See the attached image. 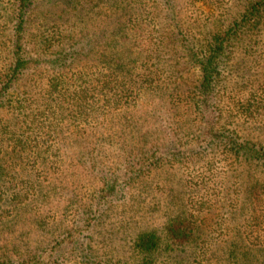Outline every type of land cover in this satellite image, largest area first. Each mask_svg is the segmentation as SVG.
Wrapping results in <instances>:
<instances>
[{"label":"rangeland","instance_id":"1","mask_svg":"<svg viewBox=\"0 0 264 264\" xmlns=\"http://www.w3.org/2000/svg\"><path fill=\"white\" fill-rule=\"evenodd\" d=\"M30 1L21 54L34 60L11 95L28 90L26 104L42 108L56 74L48 59L66 46L79 50L60 70L69 94L71 77L94 85L114 72L120 101L82 133L60 124L50 149L47 126L0 120V264H264V167L223 150L230 135L264 146V20L203 98L192 47L240 16L245 0ZM15 6L0 0V62L11 54ZM159 34L171 36L167 53ZM242 99L258 103L251 115ZM1 117L11 118L6 107ZM19 138L26 151L10 160ZM14 191L28 196L11 204ZM187 212L200 235L182 245L164 227ZM151 230L160 244L147 252L136 240Z\"/></svg>","mask_w":264,"mask_h":264},{"label":"trees","instance_id":"2","mask_svg":"<svg viewBox=\"0 0 264 264\" xmlns=\"http://www.w3.org/2000/svg\"><path fill=\"white\" fill-rule=\"evenodd\" d=\"M245 1L240 16L236 17L228 26H225V29L217 30L211 36L205 37L201 42L202 48L199 46L197 48L192 47L196 64L199 65L201 70L200 79L194 87L197 88V92L203 98L209 96L216 85H222L226 72L232 66L237 46L241 45V43L243 44L247 36L258 29L264 20V0ZM30 3V0H15V10L19 11L17 24L13 32V46L11 54H8L0 62V109L6 107V110H9L11 113V118L5 119L1 117L0 120L3 121L2 126L9 125L11 122L17 124L28 123L35 126V128L47 126L49 139H45V141L48 140L49 142L55 136V133L59 131L58 126L60 124L65 123L68 128L73 127L72 132L82 133L90 126H93L107 108L114 110L118 107L120 98L117 94V87L114 88V84L120 80H117L114 72L105 74V77L94 85L87 77H71L69 84L74 86L75 92L69 94L70 87L67 84L66 76L61 74L60 70L67 65L70 67L76 61L74 57H77L79 50L70 51L66 46H60L61 48L53 51L48 59L50 69L55 70L56 74H52L47 79V85L42 92V102L39 104L42 105V108H32L30 104H26L27 100L33 98V95L28 90L20 91L16 98L13 97L11 91L16 89L23 79L22 76L25 74L29 63L34 60L32 56L25 57L21 54V50L25 49L22 38L26 31V18L23 12L30 7ZM29 16L30 12L27 17ZM158 37L159 47L163 46L164 52L167 53L171 36L159 34ZM47 39H50L52 42L53 40H58L61 44L65 43V40L56 39L52 36ZM243 46L245 49L250 47L248 45ZM111 89H115L113 93L110 92ZM232 98L236 97L232 96ZM190 99H192L195 105H198L201 101H198L194 95ZM242 101L241 108L244 115H251L254 109H257L258 103L252 106L248 101L246 102L244 99ZM28 108L31 110L26 112ZM19 144L21 146L18 148ZM224 145L223 150L227 154H231L232 157L244 158L243 160L248 164L252 163L264 167V146L251 144L250 142H240L234 135L227 136L224 140ZM7 147L12 146L7 145ZM50 148L51 144L49 142ZM20 150L26 151V140L23 141L19 138L14 142L12 149V152H14L7 153V157L12 160L14 154L20 153ZM6 161L8 162V159ZM101 182L103 183L101 188L104 189L109 186L110 181L103 176ZM6 192L0 187V195ZM27 196L28 191H14L11 196L8 195L6 197L11 204H15L21 202ZM187 214L188 212L170 217L164 227L167 237L182 245L193 244L200 235L198 234V224L195 222L193 216H188ZM136 244L147 252L155 251L160 244V236L154 230L142 232L139 234ZM2 264L15 263L7 261V263L4 262ZM18 264H24V262Z\"/></svg>","mask_w":264,"mask_h":264}]
</instances>
